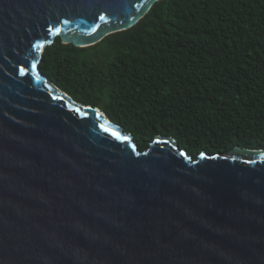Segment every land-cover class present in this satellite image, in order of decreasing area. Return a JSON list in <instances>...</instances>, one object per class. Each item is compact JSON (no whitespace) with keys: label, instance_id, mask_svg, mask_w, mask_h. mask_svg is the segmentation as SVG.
Here are the masks:
<instances>
[{"label":"water","instance_id":"1","mask_svg":"<svg viewBox=\"0 0 264 264\" xmlns=\"http://www.w3.org/2000/svg\"><path fill=\"white\" fill-rule=\"evenodd\" d=\"M156 1L0 0V264H264V150H139L40 71Z\"/></svg>","mask_w":264,"mask_h":264},{"label":"trees","instance_id":"2","mask_svg":"<svg viewBox=\"0 0 264 264\" xmlns=\"http://www.w3.org/2000/svg\"><path fill=\"white\" fill-rule=\"evenodd\" d=\"M40 71L139 150L158 135L192 158L264 150V0H158L91 47L56 38Z\"/></svg>","mask_w":264,"mask_h":264},{"label":"snow or ice","instance_id":"3","mask_svg":"<svg viewBox=\"0 0 264 264\" xmlns=\"http://www.w3.org/2000/svg\"><path fill=\"white\" fill-rule=\"evenodd\" d=\"M33 67H34V65H33ZM21 71H24L23 69H21Z\"/></svg>","mask_w":264,"mask_h":264}]
</instances>
